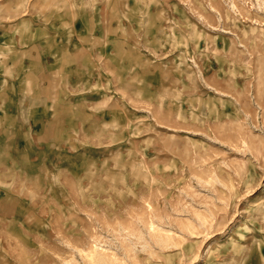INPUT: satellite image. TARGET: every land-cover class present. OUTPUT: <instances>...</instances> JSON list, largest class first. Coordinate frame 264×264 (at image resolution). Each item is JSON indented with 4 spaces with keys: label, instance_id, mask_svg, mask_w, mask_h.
Here are the masks:
<instances>
[{
    "label": "rangeland",
    "instance_id": "obj_1",
    "mask_svg": "<svg viewBox=\"0 0 264 264\" xmlns=\"http://www.w3.org/2000/svg\"><path fill=\"white\" fill-rule=\"evenodd\" d=\"M0 264H264V0H0Z\"/></svg>",
    "mask_w": 264,
    "mask_h": 264
}]
</instances>
